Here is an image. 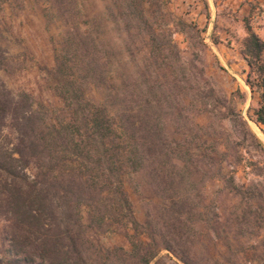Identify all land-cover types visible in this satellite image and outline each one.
<instances>
[{
  "label": "trees",
  "instance_id": "16d2710c",
  "mask_svg": "<svg viewBox=\"0 0 264 264\" xmlns=\"http://www.w3.org/2000/svg\"><path fill=\"white\" fill-rule=\"evenodd\" d=\"M145 1L161 12L164 27L170 24L163 20L162 0H122L119 15L129 19L127 26L136 21L135 29L148 28L146 52L134 71L129 69L132 59L120 60L121 70L110 79L91 31L83 37L79 28L65 27L56 63L49 69L55 83L48 104L8 85L0 17V216L7 236L0 264H168L169 254L179 259L175 264H199L192 240L199 229L194 203L176 193V176H168L164 168L179 164L176 156L163 152V111H171V121L186 123L188 107H202L204 113L227 100L203 66L148 27L142 19ZM31 4H44L50 13L59 8L66 18L63 0H0V13L6 5L16 11ZM245 24L248 35L241 54L252 89H261L256 115L264 124V39L247 18ZM136 45L135 39L126 42L127 49ZM173 58L179 61L178 70ZM147 186L159 194L173 191L172 202L152 200L141 221L132 196H141ZM236 214L239 237L242 216ZM218 223L216 232L225 237L222 231L231 225L223 219ZM116 231L121 244L102 245L94 237ZM261 242L255 254L262 246L264 259V237ZM164 249L167 253L160 255ZM241 251L247 261L241 247L232 255Z\"/></svg>",
  "mask_w": 264,
  "mask_h": 264
},
{
  "label": "rangeland",
  "instance_id": "374dc122",
  "mask_svg": "<svg viewBox=\"0 0 264 264\" xmlns=\"http://www.w3.org/2000/svg\"><path fill=\"white\" fill-rule=\"evenodd\" d=\"M121 1L63 0L66 18L61 15V9L50 13L44 4H31L16 11L6 5L0 17L8 55L4 72L8 85L15 91L32 92L44 104L50 103L55 82L49 69L56 63L65 27L79 28L83 37L91 31V37L101 46L97 56L101 57L109 79L121 70L120 60L132 59L129 69L134 71L136 63L145 57L143 45L148 38V28L135 29L136 21L128 27L129 19L119 15L123 8ZM162 1L165 2L163 13H166L163 20L166 19L169 26H163L161 12H156V7L150 6L149 1H145L142 19L147 20L148 27L156 34H165L163 42L172 39L182 55L194 58L199 66H203L217 93L227 100L204 113L200 111L202 107H188L186 123L171 121V111H163V120L167 122L163 152L167 150L168 155L176 156L179 164L172 167L166 163L164 168L168 176H176V193L187 203L188 200L194 203L196 210L194 218L199 229L192 236L195 260L199 264H226L234 260L238 264H264L259 253L262 246L255 254L264 237V124L256 115L261 89L256 86L252 89L251 82L254 81H250L249 66L241 54L248 35L245 20L239 23L237 19L228 28H223L230 24L226 20L228 9L224 0H216L220 3L218 16L212 21H199L191 14L195 3L204 0ZM256 6V12L264 9L260 4ZM152 17L158 18L157 21ZM247 19L264 39V16L260 14V17ZM179 20L185 27L178 23ZM168 34L171 35L168 37ZM132 39L137 45L127 49L126 42ZM173 61L177 68L179 61L174 58ZM169 193L163 189L159 194L147 186L141 196L133 194L139 220H144L145 208L152 200L170 204L173 191ZM240 202L242 204L238 205ZM257 206L260 207L257 209ZM238 211L242 216L239 222L243 232L236 237ZM220 219L228 220L231 225L222 231L225 235L222 238L214 227L219 225ZM5 230L6 222L0 216V249L7 244ZM94 237L106 246L121 244L123 240L117 231L98 233ZM240 247L248 253L247 261L242 251L232 255ZM166 253L164 249L160 255ZM169 256L168 264L179 261L174 255Z\"/></svg>",
  "mask_w": 264,
  "mask_h": 264
},
{
  "label": "crops",
  "instance_id": "0c3cea01",
  "mask_svg": "<svg viewBox=\"0 0 264 264\" xmlns=\"http://www.w3.org/2000/svg\"><path fill=\"white\" fill-rule=\"evenodd\" d=\"M223 3L227 6L228 13L226 14V20H228L227 22L230 23L224 26L223 22H221L224 26L223 28L225 29L237 19L240 23L247 17L250 18L256 15L260 17V14L264 16V9L257 12L255 10L257 9L256 4H260L264 7V0H224ZM219 4L220 3L216 0H204L202 2L198 1L195 3V8L192 10L191 14L194 15L196 17L195 19H198L199 21H206L208 19H210V21L215 20V16H218Z\"/></svg>",
  "mask_w": 264,
  "mask_h": 264
}]
</instances>
